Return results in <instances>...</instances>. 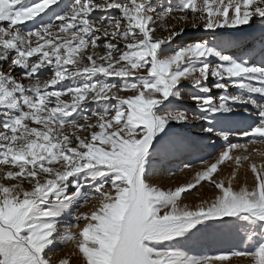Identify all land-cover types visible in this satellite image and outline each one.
I'll return each mask as SVG.
<instances>
[{"label":"snow or ice","instance_id":"obj_1","mask_svg":"<svg viewBox=\"0 0 264 264\" xmlns=\"http://www.w3.org/2000/svg\"><path fill=\"white\" fill-rule=\"evenodd\" d=\"M213 135L192 180L151 182ZM235 135L264 145V0H0V264H52L57 242L59 264H264V150ZM202 182L212 198L182 203ZM225 228L250 250L184 247Z\"/></svg>","mask_w":264,"mask_h":264},{"label":"rangeland","instance_id":"obj_2","mask_svg":"<svg viewBox=\"0 0 264 264\" xmlns=\"http://www.w3.org/2000/svg\"><path fill=\"white\" fill-rule=\"evenodd\" d=\"M35 2V0H33ZM158 2H167V0H158ZM173 3L176 0H172ZM71 0H68L67 4H70ZM102 14V13H101ZM101 14H94V15H101ZM111 15H116L115 12L111 13ZM31 23V22H26ZM259 27L255 29V32H259ZM192 30H189L191 32ZM236 35L241 39H247L248 33H236ZM208 38V37H205ZM49 75V73L45 72V76ZM232 94H237V90L231 89ZM196 90L191 87H185L182 89L183 100L178 102V105L187 107L188 109H192L193 105L189 100V96L192 93H195ZM124 94V93H122ZM130 94V93H129ZM216 95H219L220 92H216ZM259 102L260 98L257 97ZM95 108V105H92ZM251 107V106H249ZM252 124V120L248 119L246 116L241 115L239 117L234 118L232 123V127L234 129H239L242 131H248L249 126ZM205 127L208 125L205 124ZM195 131H198L196 129ZM232 143L236 144H249V138H240L238 135H235L231 138ZM196 146H194L190 151L187 153L165 160L164 163L158 162L151 173V182L157 184V186L162 188H169V187H176L180 186L181 184L192 180L193 176L195 175V171L199 170L202 165V160H211L213 156H215L223 147H226V144L222 139H219L215 135L211 138H205L199 140ZM253 147H259L261 150H264V145H250L249 149ZM233 155L239 154L238 151H234ZM254 159L256 160L257 164L262 162V158L259 156L254 155ZM185 164L191 165V168H184ZM230 175V170L224 168L221 172V176H228ZM241 179H243V174H241ZM214 189L209 187L208 183L202 182L200 186L197 187L196 190L182 194L183 199L182 203L189 204V205H197L203 199H211L214 193ZM76 212H73L75 216L77 214V208H73ZM95 210V202L90 200L88 203H81L78 206L79 212H87L90 213L91 211ZM75 213V214H74ZM73 216V217H74ZM70 215H66L63 218V223L61 224L62 229L67 230L71 225H74L76 221ZM80 227H83V224H80ZM71 231L75 232L77 229L75 227H71ZM185 249L189 252L190 255H214L219 253L225 252H233V251H246L250 250L247 244L242 239L240 232L232 229H221L217 230H209L198 233L195 237L191 240L184 243ZM73 246L71 244H63L57 242L53 250L49 253V255L53 256L52 264H59V260L65 258L72 252ZM243 257H231L230 260L238 261L237 259H242ZM76 257H73L70 261V264H76Z\"/></svg>","mask_w":264,"mask_h":264},{"label":"bare ground","instance_id":"obj_3","mask_svg":"<svg viewBox=\"0 0 264 264\" xmlns=\"http://www.w3.org/2000/svg\"><path fill=\"white\" fill-rule=\"evenodd\" d=\"M68 0H61V3L62 4H67ZM199 144V143H198ZM165 161L163 162H160V163H164ZM73 212H76L75 210L72 209V214L70 215V218L72 217L73 218ZM75 214V213H74ZM69 218V219H70ZM233 257V256H232ZM238 261H232L231 260V264H246V259L243 257L242 259H237ZM76 262V261H75Z\"/></svg>","mask_w":264,"mask_h":264}]
</instances>
